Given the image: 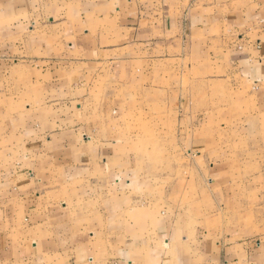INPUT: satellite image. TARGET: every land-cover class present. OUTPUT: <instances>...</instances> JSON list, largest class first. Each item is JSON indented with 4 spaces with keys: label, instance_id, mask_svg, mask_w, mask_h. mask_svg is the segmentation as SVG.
Wrapping results in <instances>:
<instances>
[{
    "label": "crops",
    "instance_id": "0c3cea01",
    "mask_svg": "<svg viewBox=\"0 0 264 264\" xmlns=\"http://www.w3.org/2000/svg\"><path fill=\"white\" fill-rule=\"evenodd\" d=\"M5 5L26 15L22 30L38 17L6 75L24 78L21 90L0 101V264H264L252 239L216 232L197 244L188 215L133 218L120 190L97 198L122 185L110 180L125 156L111 131L117 88L173 92L174 78L214 75L264 109V0Z\"/></svg>",
    "mask_w": 264,
    "mask_h": 264
},
{
    "label": "rangeland",
    "instance_id": "374dc122",
    "mask_svg": "<svg viewBox=\"0 0 264 264\" xmlns=\"http://www.w3.org/2000/svg\"><path fill=\"white\" fill-rule=\"evenodd\" d=\"M6 3L0 0L1 102L7 88L21 90L24 78L6 75L22 54L16 51L22 44L15 40L35 37L32 16L38 17L36 9L30 29L22 30L26 15ZM180 81L173 79V92L117 88L124 104L111 112V131L122 138L125 156L111 162L110 180L122 185L98 190L97 198H116L120 190L133 218L149 211L160 220L188 215L189 234L197 244L216 232L239 242L252 239L261 254L257 261H264V109L246 102L248 88H235L229 78L190 73ZM14 92L7 96L16 97ZM117 168L123 171L114 174Z\"/></svg>",
    "mask_w": 264,
    "mask_h": 264
}]
</instances>
